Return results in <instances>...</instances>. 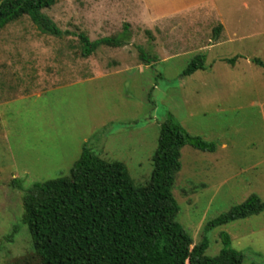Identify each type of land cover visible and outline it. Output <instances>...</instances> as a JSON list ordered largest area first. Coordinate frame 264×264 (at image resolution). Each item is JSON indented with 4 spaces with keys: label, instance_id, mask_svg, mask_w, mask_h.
Listing matches in <instances>:
<instances>
[{
    "label": "rangeland",
    "instance_id": "rangeland-1",
    "mask_svg": "<svg viewBox=\"0 0 264 264\" xmlns=\"http://www.w3.org/2000/svg\"><path fill=\"white\" fill-rule=\"evenodd\" d=\"M142 1L58 0L43 12L61 37L39 33L27 17L0 31V264H40L21 224L33 183L68 176L86 147L144 186L168 115L216 145L181 151L172 194L192 246L209 220L252 194L264 201V70L253 63L264 64V0H200L207 18L178 31L155 27ZM80 34L124 43L84 57ZM138 48L154 61L143 62ZM198 54L205 69L182 76ZM221 232L242 264H264V212L210 230L206 256L222 249Z\"/></svg>",
    "mask_w": 264,
    "mask_h": 264
},
{
    "label": "trees",
    "instance_id": "trees-1",
    "mask_svg": "<svg viewBox=\"0 0 264 264\" xmlns=\"http://www.w3.org/2000/svg\"><path fill=\"white\" fill-rule=\"evenodd\" d=\"M57 2L0 0V31L27 17L39 33L61 37L63 32L43 12ZM78 38L84 57L99 46L116 48L124 43L117 37L93 42L82 34ZM138 51L146 64L154 61L146 58L141 48ZM235 61L233 58L224 62L234 65ZM253 63L264 70L261 60L254 59ZM204 69L205 56L198 54L189 61L182 76ZM185 146L206 153L216 150L214 143L189 135L168 115L159 126L153 170L144 186L133 184L123 163L103 161L86 147L68 176L33 183L22 196L21 224L31 235L40 264H242L243 254L231 248L226 232L219 234V253L206 256L207 233L261 214L264 201L252 194L240 205L209 220L201 241L192 246L191 236L176 219L179 206L172 194ZM11 186L20 189L21 182L14 179Z\"/></svg>",
    "mask_w": 264,
    "mask_h": 264
},
{
    "label": "crops",
    "instance_id": "crops-1",
    "mask_svg": "<svg viewBox=\"0 0 264 264\" xmlns=\"http://www.w3.org/2000/svg\"><path fill=\"white\" fill-rule=\"evenodd\" d=\"M145 6L144 12L151 16V21L159 30H180L179 28L195 29V23L207 18L211 9L206 2L200 0H144L140 2ZM189 25V26H188Z\"/></svg>",
    "mask_w": 264,
    "mask_h": 264
}]
</instances>
